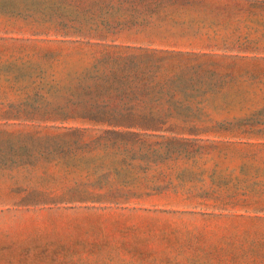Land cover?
<instances>
[{"label":"rangeland","instance_id":"rangeland-1","mask_svg":"<svg viewBox=\"0 0 264 264\" xmlns=\"http://www.w3.org/2000/svg\"><path fill=\"white\" fill-rule=\"evenodd\" d=\"M0 264H264V0H0Z\"/></svg>","mask_w":264,"mask_h":264}]
</instances>
